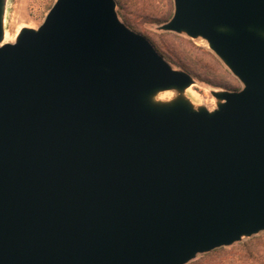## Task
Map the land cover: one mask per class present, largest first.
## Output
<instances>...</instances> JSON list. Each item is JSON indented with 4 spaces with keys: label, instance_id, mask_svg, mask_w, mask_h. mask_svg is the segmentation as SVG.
Segmentation results:
<instances>
[{
    "label": "water",
    "instance_id": "obj_1",
    "mask_svg": "<svg viewBox=\"0 0 264 264\" xmlns=\"http://www.w3.org/2000/svg\"><path fill=\"white\" fill-rule=\"evenodd\" d=\"M243 84L195 83L119 17L57 0L6 42L0 0V264H190L264 232V0H174Z\"/></svg>",
    "mask_w": 264,
    "mask_h": 264
},
{
    "label": "rangeland",
    "instance_id": "obj_2",
    "mask_svg": "<svg viewBox=\"0 0 264 264\" xmlns=\"http://www.w3.org/2000/svg\"><path fill=\"white\" fill-rule=\"evenodd\" d=\"M56 1L8 0L6 33H9L12 39L10 41L6 39V42H15L17 34L24 27L41 26ZM116 3L118 15L127 26L145 35L174 68L185 70L192 75L195 83L188 89L187 95L196 106L204 105L213 110L217 105L212 91H235L242 88L243 84L209 48L204 39H193L187 35L158 29L172 18L175 11L174 0H116ZM263 235L264 232L244 238L233 246L222 248L230 251L240 243ZM224 252L219 254V257L208 258L205 256L208 253L199 255L193 262L194 264L220 262L222 256L227 254H223ZM214 257H217L216 261L212 260Z\"/></svg>",
    "mask_w": 264,
    "mask_h": 264
},
{
    "label": "trees",
    "instance_id": "obj_3",
    "mask_svg": "<svg viewBox=\"0 0 264 264\" xmlns=\"http://www.w3.org/2000/svg\"><path fill=\"white\" fill-rule=\"evenodd\" d=\"M227 251L225 248H220L212 253H208L205 256L208 258L217 256L222 252ZM220 262H217L213 258L212 264H264V235L262 237H254L247 242L240 243L238 247H234L232 250L224 252ZM225 257V258H224ZM192 262L190 264H194ZM200 264V263H199Z\"/></svg>",
    "mask_w": 264,
    "mask_h": 264
},
{
    "label": "bare ground",
    "instance_id": "obj_4",
    "mask_svg": "<svg viewBox=\"0 0 264 264\" xmlns=\"http://www.w3.org/2000/svg\"><path fill=\"white\" fill-rule=\"evenodd\" d=\"M6 39L9 40V41L12 39V37H11V35L9 33H7Z\"/></svg>",
    "mask_w": 264,
    "mask_h": 264
}]
</instances>
